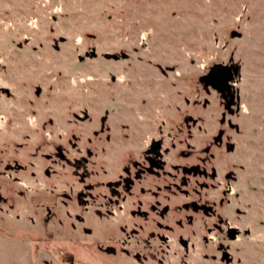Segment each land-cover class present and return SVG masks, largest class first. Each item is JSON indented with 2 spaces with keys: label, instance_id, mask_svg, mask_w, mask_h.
Instances as JSON below:
<instances>
[{
  "label": "rangeland",
  "instance_id": "rangeland-1",
  "mask_svg": "<svg viewBox=\"0 0 264 264\" xmlns=\"http://www.w3.org/2000/svg\"><path fill=\"white\" fill-rule=\"evenodd\" d=\"M232 31L242 38L231 39ZM60 38L65 42L55 50ZM236 43L243 110L234 121L241 131L232 132L235 152L227 155L215 147L211 164L222 169L228 163L245 166L235 188H243L247 180L257 189H247L240 204H248L242 227L248 226L252 235L232 244L241 259L233 264H264V0H0V88L8 91L0 92V164L24 166L14 175L23 185L0 182L2 197L11 196L7 205L0 204V264H170L164 256L150 258L148 251L147 260L121 255L126 236L120 221L100 218L96 208L85 211L83 205L77 208L83 212L78 217L62 197L52 196L57 183L43 176L51 164L46 157L50 150L34 149L42 135L41 121L59 123L80 109L92 116L105 110L127 114L120 110L117 89L127 91L137 77L170 82L176 72L187 83L214 63H227ZM92 49L98 58L80 62ZM119 50L127 51L131 60L113 62L101 56ZM157 65L176 69H166L168 77L163 78ZM36 89H41L39 97ZM201 104L202 98L197 114L212 133L219 114L212 107L204 111ZM13 137L32 147L9 150L7 141ZM194 138L200 147L209 136L200 132ZM56 172L68 188L75 186L64 168L56 167ZM211 194L217 200L220 189ZM237 205L233 202L231 208ZM46 207L57 216L50 224L41 217ZM138 249L144 257V249Z\"/></svg>",
  "mask_w": 264,
  "mask_h": 264
},
{
  "label": "flooded vegetation",
  "instance_id": "flooded-vegetation-1",
  "mask_svg": "<svg viewBox=\"0 0 264 264\" xmlns=\"http://www.w3.org/2000/svg\"><path fill=\"white\" fill-rule=\"evenodd\" d=\"M123 51L128 56L125 60H107L103 57L105 53L101 56L106 61H130L131 55ZM85 58L93 60L98 56ZM155 68L163 78L168 77L166 69L170 72L176 69L159 65ZM176 73L170 82L156 81L154 77L146 80L147 76L141 81L137 77L127 84V91L117 89L120 110L127 114L114 115L105 110L92 116L80 109V113L72 112L59 123L52 118L41 121L42 135L37 137L34 149L47 147L51 153L46 155L51 164L43 176L53 178L52 182L57 184L51 187L52 196L62 197L64 206L78 217L83 212L77 208L83 205L85 211L96 208L100 218L120 221L126 240L120 244L123 248L118 253L123 256L147 260L148 251L150 258L164 256L170 264L241 263L232 244L249 239L252 230L242 227L248 204L245 208L240 204L247 189L253 193L257 189L247 180L243 188H235L241 172L246 170L244 165L228 163L222 169L211 164L215 147L224 149L227 155L235 152L232 132L240 133L234 121L240 116L218 108L219 94L212 86L204 89L203 84L194 82L205 73L187 83ZM111 81L116 84L115 77ZM0 92L8 93L2 88ZM35 94L39 97L41 89H36ZM200 98L204 111L212 107L219 114L218 126L212 133L197 114ZM182 103L186 106L182 107ZM48 126L54 129L46 131ZM200 132L209 138L197 147L193 141ZM7 142L9 150L32 147L21 138H9ZM232 144L234 150L230 151ZM56 167L64 168L75 186L68 188L64 178L57 176ZM23 169L19 162L0 164V182L8 185V181L15 180L19 186L23 185L22 178L14 176ZM218 189L221 196L216 200L211 192ZM9 197L0 194V204L7 205ZM233 202L238 205L231 208ZM227 208L230 213L225 212ZM45 210L46 215L41 217L50 224L57 216L49 207ZM131 247L133 251L128 249ZM138 248L144 249V257Z\"/></svg>",
  "mask_w": 264,
  "mask_h": 264
},
{
  "label": "water",
  "instance_id": "water-1",
  "mask_svg": "<svg viewBox=\"0 0 264 264\" xmlns=\"http://www.w3.org/2000/svg\"><path fill=\"white\" fill-rule=\"evenodd\" d=\"M231 39L242 38V34L237 31H232L230 34ZM60 42H65V38H60ZM22 45H19L21 47ZM238 43L234 45L227 63H214L209 67V70L198 76L194 82L197 84H203V88L212 86V88L219 94V106L218 108H225L230 110L234 116H240L243 107L241 105L240 85H241V59L235 61L234 55L237 51ZM55 49L59 50V41H56ZM96 58L98 55L95 49H92L90 53H87L84 57H79V61L82 62L85 57ZM103 57L107 60H125L128 58L127 54L121 50L115 53H105ZM234 150V145H231L230 151Z\"/></svg>",
  "mask_w": 264,
  "mask_h": 264
}]
</instances>
